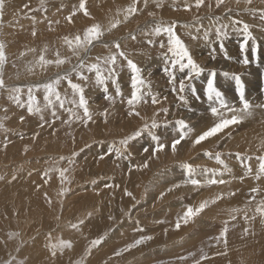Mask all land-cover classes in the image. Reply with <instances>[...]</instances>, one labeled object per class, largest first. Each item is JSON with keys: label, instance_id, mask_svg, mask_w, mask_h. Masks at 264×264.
Here are the masks:
<instances>
[{"label": "rangeland", "instance_id": "374dc122", "mask_svg": "<svg viewBox=\"0 0 264 264\" xmlns=\"http://www.w3.org/2000/svg\"><path fill=\"white\" fill-rule=\"evenodd\" d=\"M160 2L163 6L157 8L154 0H150L149 5L145 8L143 0H137V7L140 11L130 17L129 21L120 25L118 30H114L111 34L106 33L103 37L105 41L111 40L113 36L120 37L124 50L141 68V75L146 84H150L152 92L160 96L161 103L159 105H152L150 97L147 103L142 101L137 105V111L141 113V116L145 117L150 123L158 108H169L167 116L163 113L157 115L156 118L161 122V125L153 130L161 137V142L166 144V148L152 157L150 160L152 162L149 161L148 168L142 170L133 168V172H129V163L132 165L142 164L148 158L151 147L155 146L147 132L136 141L130 142L128 148V152L132 156L130 160H117L114 152L111 156L104 155L112 147L113 142L119 146L120 139L131 134L144 123L139 117H129L127 115L129 109L126 99L131 94V72L127 67L119 72L118 80L121 93L125 98L124 102H121V97L116 96V85H113L110 81L107 85V93L101 86L86 87V98L95 119V123H90L87 127L82 126L79 122H73L71 127L64 125L61 121L67 119L68 114L57 106L61 120L55 121L53 127L45 125L41 128L39 127L38 115H29L26 107L19 108L15 103L9 101L7 93L0 94V117L7 115L8 119L4 123L8 129L12 130L7 134L0 132V175L7 178L6 181H0V260L7 259L8 254L11 253L13 256H17V259L27 257V264H74L76 260L81 258L85 259V264H104L109 257H112L109 261L110 264H177L176 257L185 255L188 252H198L203 247L209 259L203 261L202 264H225V261L232 257L230 253L232 246L239 245V239L243 238V246H248L247 251H253L257 256L251 258V263L249 261L245 262L247 259H244V255L238 256L239 259H236V263H234L264 264V241L262 239L264 226L260 224L259 218L254 222L245 224L243 214H241L235 222L229 221L226 255H216L217 252L224 251L223 243L217 244L215 239H209L219 235L221 221L228 219L225 210L233 207L243 208L244 202L250 198L249 188L255 186L256 182L250 178L240 181L239 179H233V176L243 173V164L245 163H252L254 167H258L255 156L260 155V153H257L252 145L257 146L262 139L259 134L262 118L254 126L252 124L246 126L247 122L243 121L241 125L245 123L244 127L246 129L239 126L231 129V137L221 140L219 145H217L214 138L202 142V145L196 148H192L189 139L187 143L182 141L181 145L177 146V151L173 153L171 140L178 138V131L175 130L178 128L175 124L176 120L185 119L194 129L192 139H194L195 134L199 133L201 128L206 129L208 127V124L202 125L206 120L198 119L206 112L209 117L211 116L209 102L203 95L208 73L205 71L199 79L193 81L197 94L201 98L197 100L191 92H187L189 104L185 108L182 102L178 100L177 94L171 91L172 86L162 70L164 63L161 53L166 49L160 48V41L163 40L167 44L166 35L162 34L155 37L156 42L148 44L140 31V29L147 31L148 27L154 26L153 17L148 15L149 12H155L157 19H163L165 22L176 21L177 35L188 46L193 59L206 70H216V86L225 93L226 100L237 107L239 99L238 94L235 92V85L231 88L232 90L230 88L224 89L221 86V78L226 77L222 73L226 71L242 74L241 78L245 83L246 97L251 96V87L247 79L250 80L251 78L252 82H257L253 84L255 85V87H252L253 92L264 89L261 86V83L264 82V69L262 70L261 67L264 66V22H261L258 16L240 13L238 10L232 13L233 18L243 20L251 26L250 30L257 37L260 45L257 60L251 54V41L249 42L247 54L252 62L245 66L240 62L243 58V54L239 49V44L243 40L242 36L232 33L223 40L224 50L229 58H226L225 51L221 50L220 41L215 40L214 27L211 40L215 43H206L202 39L204 28L210 26L208 17L221 16L222 22L227 23L229 17L225 9L227 7L238 9L236 0H225V4L221 5L220 8H216L215 0H205L199 9L195 7V0H188V3L191 4L190 10H185V0H160ZM78 3L79 0H45L47 11L42 9L37 11V9H40V0H0V40L6 42L8 56V64L3 70L7 84L13 85L25 81L44 80L56 71L54 67L50 66L47 72H43L37 66L34 68L35 74H29L25 69L28 62L33 59V54L27 53L28 47L39 49L44 44H48L49 52L46 54L48 58H54L53 53L57 49L60 50L62 55L70 56L71 53L67 46L62 43L64 36L74 35L78 32L82 34L84 28L90 26L93 22L107 24L109 18L115 16L118 9L126 8L132 3V0H86V6L91 13V17H85L82 13H78L73 22L69 24L64 17L72 10V6L78 5ZM209 4H211V8L208 7ZM253 6L264 7V4L261 3V0H254ZM239 7H243V5ZM33 16L35 21L32 19ZM196 16L202 18L200 24L203 25V28H200V24L196 23ZM92 17L95 19L93 20ZM120 18L123 19L122 16ZM48 20L59 21L58 24L54 23L52 25L54 30H49ZM182 25H189V27ZM33 27L37 29L36 37L31 35ZM197 28H200L201 33H197ZM130 32L136 36L135 40L129 36ZM194 36L201 38L194 39ZM21 52H25L26 55L20 57ZM104 54H106V50L103 49L102 45L97 44L90 53V57L94 59L96 55ZM72 62H76L75 57H73ZM121 63L126 64L125 61H121ZM13 64L16 67H12ZM63 67L67 68L70 65L66 64ZM17 72L20 74L19 81L16 79ZM186 74L187 70L183 74L177 72V87L179 79ZM66 88L67 84L64 82L59 90L63 93ZM109 94L115 97L114 104L105 99V96ZM36 96L38 102L43 104V92L37 91ZM164 97H167V99H164ZM69 98H71L70 90ZM21 99L26 100V94H22ZM259 103L264 102L260 101ZM177 105L181 106L178 107ZM66 106L72 107V105ZM4 108H7V112L3 110ZM105 109L108 110L107 123L99 115ZM43 114L46 120L52 119L49 111H45ZM20 116L25 117L23 122L20 121ZM259 116L264 117V110L259 112ZM165 119L172 121V123L165 126L162 123ZM246 120H249V118ZM209 126H211V122ZM262 129L264 132V128ZM246 130H248L249 135L244 137V134L247 133ZM251 131L253 132L251 133ZM34 133H39L35 140L32 139ZM5 135L11 141L7 148H4L2 143ZM182 144L186 145L183 146ZM25 145H28L27 152L24 150ZM144 147H149V153L143 151ZM72 151L80 153L74 158L72 165H68L66 160L59 161V167L69 168L66 175L71 183L65 182L64 187H67L69 191L63 197H58L57 193L61 187L59 174L51 172L49 177H45L43 172L46 168L52 166L54 161H58L60 156H69ZM205 151H221L223 153L225 162L233 169L231 175L225 174L223 176V179L229 181V183L220 187L215 185L216 188L209 186L206 187L208 189L203 188L200 190H193L191 186H185L183 188L188 191L180 190L181 193L177 192L178 194L174 191L166 192V189L172 184L179 183L184 179L185 172L180 166L182 162L208 168L218 167L214 156L211 158L206 156ZM236 152H247L250 155L255 153V155L253 161H240L235 156ZM172 154L175 156H171ZM102 155L104 159H100ZM159 160H162V162L158 163ZM170 171L173 174H170ZM14 174L17 179L12 180L11 177ZM164 175L168 177L166 178ZM45 179L48 180L47 184L44 183ZM139 180L142 183H138ZM93 181H95V184H93ZM260 183L264 185V181ZM106 184L111 185V187H105ZM37 185H39V188H37ZM146 185H148L147 190L145 189ZM125 188L131 191L136 199L140 201L134 208L132 205L135 202L131 203L132 199L124 194ZM204 189L207 192L206 198L221 191H238V194L206 209L194 223H191L192 225L189 224L190 230L186 234L185 231H181L180 237L177 236L178 231L173 226L175 224L173 218H177L178 214L182 215L188 205H196L200 202L198 197L204 195ZM44 192L48 194L47 198ZM161 192L166 194L162 199L157 198L160 197ZM172 194L174 195L172 196ZM168 195L170 196L166 198ZM47 199H51V206L48 204ZM61 199L63 200L62 206L60 204ZM181 199L187 201V204L183 207L174 206L173 209L167 207L171 204V201H180ZM232 199L234 201H231ZM129 204L131 205L129 206ZM89 212H92L93 215L87 216ZM124 212H130V216L125 215ZM173 212L174 214H172ZM57 215L61 217L59 221L55 219ZM110 216L114 219L110 220ZM85 217L87 218L84 219V224L80 227L81 231H77L81 237L76 242V239L70 233L76 230L68 227V224L69 222L76 223L79 218ZM199 219H203V222ZM207 220L212 225H209L211 223H207L209 226L206 225ZM127 221H139V227L143 228V232L136 230L137 224L127 226ZM158 221H163V223H158ZM233 223H235V227H232ZM182 226L186 225L182 224ZM245 227L249 228V234L242 236ZM119 229H122L121 236L118 233L116 236L115 233ZM165 229H168L166 234ZM9 231L18 232L19 237L10 240L7 236ZM49 232L52 236L50 241L47 239ZM105 232H108L106 242L102 246L93 249L91 255H86L89 242ZM85 234L87 238L83 237ZM140 235H149L153 239L148 241L144 248H141L140 245L119 257L113 255L118 249L134 242ZM61 239L72 241V247L70 249L65 248L62 253L58 249L57 256L51 258L50 250L46 245L49 243L59 244ZM82 239L85 241L83 245ZM109 240L111 241L108 242ZM244 241L246 242L244 243ZM256 242H259L256 245L257 248L254 246ZM259 245H262V248H259ZM17 246H20L19 254L15 252ZM243 252L246 253L245 250ZM234 263L230 261L228 264ZM186 264H191V260L187 261Z\"/></svg>", "mask_w": 264, "mask_h": 264}, {"label": "snow or ice", "instance_id": "6c2138e0", "mask_svg": "<svg viewBox=\"0 0 264 264\" xmlns=\"http://www.w3.org/2000/svg\"><path fill=\"white\" fill-rule=\"evenodd\" d=\"M150 0H143L144 7L147 8ZM156 7H162L160 0H154ZM205 0H195V7L199 9ZM261 3L264 4V0H261ZM225 4V0H215L216 8H220L221 5ZM238 9H233L227 7L225 9L226 14L229 17L227 23L222 22L221 16H215L214 18L209 16L210 26L204 28L202 39L206 43H212L211 35L213 27L215 29V40L220 41V47L222 51L224 50L223 40L229 37L232 33H235L237 36H242L243 40L239 44L240 52L243 54V58L240 61L243 65H249L252 61L249 60L248 51H249V42L251 41V54L253 58L258 60V54L260 50V45L250 30L251 26L240 19H235L232 16V13L239 11L240 13L250 14L252 16H258L261 22H264V7H255L253 6L254 0H236ZM243 5V7H239ZM211 8V4L208 5ZM185 10L191 9V4L188 3V0H185L184 4ZM47 11L45 7V0H40V9L39 10ZM31 10V9H30ZM140 9L137 7V0H132L126 8L118 9L115 16L110 17L107 24H101L99 22H93L90 26L84 28L82 34L76 33L74 35H67L62 38L63 45L67 46V49L70 51L71 55L66 56L62 55L59 49L55 50L53 53L54 58H48L46 55L49 52L48 44H44L43 47L37 49L35 47H28L27 53L33 54V59L28 62L26 66V71L29 74H35L34 68L39 67L43 72H47L48 68L54 67V71L50 76H47L44 80L36 81H25L23 83H16L9 85L5 81L4 77V68L8 64V56L6 53L7 44L5 41L0 40V94L7 93V98L9 101L15 103L19 108H25L29 115H38L39 116V127L43 128L45 125L48 127H53L55 121L61 120V116L58 114L57 106L59 109H63L64 112L68 114V118L62 120L61 122L64 125L71 127L73 122H79L82 126L87 127L90 123H95L94 114L90 110L88 99L86 98V87L88 86H101L104 88V91L108 92V82L110 81L113 85H116L115 94L116 96L121 97V102H124V97L121 93V89L118 84L119 72L127 67L131 72V94L126 99V104L128 106L127 115L129 117H139L144 121L141 127L137 128L131 134L124 136L119 140V146L113 142L111 148H109L104 155H109L114 152L117 160H130L131 153L128 152L130 142L136 141L140 138L145 132L151 138V141L155 143L154 147H151V152L148 155V158L143 161L142 164L132 165L129 163V172L133 168L140 170L146 169L149 167V161L152 157L156 156L159 152L165 150L166 144L161 142V137L157 135L153 130L160 127L161 122L157 120V115L163 113L167 116L169 108L160 107L157 109L156 113L153 114L151 122L141 116V113L137 111V105L142 101L147 103L148 98H151L152 105H159L161 103L159 94H154L151 90L150 84H146L145 80L142 78V70L129 56V53L124 50L122 47L120 37L113 36L111 40L105 41L103 37L106 33L111 34L114 30H118L119 26L123 23L129 21L130 17H133ZM82 13L85 17H91L88 7L86 6V0H79L78 5H73L72 10L68 13L64 19L71 24L74 20V17ZM148 15L153 17L152 27H148V30L140 29L148 44H154L155 37L161 36L162 34L167 37V44L163 40L160 41V48L166 49L161 53L163 57V72L168 78L169 84L172 86L171 91L177 94V98L182 105L187 108L189 104L187 92H191L193 96L199 100L201 97L197 94V89L194 80L199 79L205 71H207L206 77V86L203 89V95L206 97L209 102V111L211 116L207 115V112L199 117L198 119L206 120L211 122V126L206 127V130L200 131L199 134H195L194 139L191 137L194 134V129L185 121V119H178L175 121V124L178 126L176 131H178V138H173L171 140V150L173 153L177 151V146L181 145V142H188L190 139L191 147L196 148L197 146L202 145V142L208 141L210 138H215L217 145L221 140H224L226 137H231V129L233 126L240 125L246 119L252 117L256 109L264 110V103L252 104L246 98L245 83L242 80V74L223 72L222 75L226 78H230L234 81L235 92L238 94V99L241 107H236L225 98V93H223L216 86V77L217 72L215 69L202 68L196 61L193 59L192 53L183 40L177 35L176 28L177 22H165L163 19H157V14L155 12H149ZM123 17L121 19L120 17ZM32 19L35 21V17ZM47 19V18H46ZM94 20L95 18L92 17ZM201 17L196 16L195 20L197 24H200ZM49 30H54L52 25L54 23L58 24L59 21L48 20ZM184 27H189V25H183ZM200 28H203V25L200 24ZM200 28H197V33L200 32ZM31 35L33 37L37 36V29L33 27ZM131 39L135 40L136 36L131 32L129 33ZM194 39L201 38L199 36H194ZM97 44L102 45L103 49L106 50L104 55H96L95 58L90 57V53L97 46ZM170 54V55H169ZM25 52L20 53V57H24ZM225 56L227 57V52L225 51ZM73 57H75L76 62L73 63ZM214 58V55H213ZM121 61H125L126 64H122ZM70 65V67H63L64 65ZM12 67H16L15 64ZM187 70V74L179 79V84L177 87V72L183 74ZM87 73V74H86ZM75 77V81H74ZM16 79L19 81L20 74L17 72ZM66 82L67 88L63 93L59 90L62 83ZM69 90L70 96L69 98ZM43 92V104H40L37 100L36 92ZM264 92V89H262ZM22 94H26L27 99L22 100ZM105 99L108 100L111 104L115 103V97L111 94L106 95ZM167 99V97H164ZM66 105H72L68 107ZM178 107L181 105H177ZM7 112V108L3 109ZM82 110V111H80ZM49 111L52 117L51 120H46L44 112ZM107 123L108 119V110L105 109L104 112L99 114ZM7 115L0 117V132L5 134L12 131L5 126L4 121L7 120ZM20 121H24L25 117L20 116ZM162 123L167 126L171 124L172 121L165 119ZM39 133H34L32 139L35 140ZM23 138V137H21ZM188 138V139H186ZM3 147L7 148L8 144L11 141L5 135L3 140ZM87 147V145H86ZM257 151L264 153V139H261L259 144L256 146ZM25 152L28 151V145H25ZM82 151V150H81ZM143 151L149 153V147H144ZM127 153V154H126ZM80 153L72 151L69 156H60L58 161H54L52 166L46 168L43 172L45 177H49V173L56 172L59 174L61 187L57 193L58 197H63L69 189L64 187L65 182L71 183L69 177L66 175L69 172L68 167H59V161H67L68 165L74 163V158L77 157ZM208 157L215 158V161L218 167L208 168L204 166H194L191 163H181V168L185 172V177L179 183L172 184L166 192H172L181 187L191 186L193 190H200L209 186L215 185H226L229 181L223 179L225 174L231 175L233 169L225 162L223 158V153L221 151H205L204 153ZM247 152H236L235 156L240 160L252 161L253 156ZM100 159H104L102 155ZM256 163L258 167H254L252 163L243 164V173L238 176H233V179H239L244 181L245 179H252L256 182L255 186L249 188V199L244 202L243 208L233 207L226 209L228 219L221 221V227L219 229V235L215 237H210L209 239H215L217 244L223 243V252H217L216 255H226L228 250L227 234L229 232V221L235 222L237 217L243 214V220L245 224L254 222L259 218L260 224L264 226V185L260 182L264 181V154L255 156ZM119 166V165H118ZM200 176L201 178H197ZM4 175H0V181H6ZM12 180L17 179V176L14 174L11 177ZM45 184L48 183V180L45 179ZM95 184V181H93ZM105 187H111V185H105ZM147 185L145 189L147 190ZM39 188V185H37ZM124 194L130 197L135 203L132 205L134 208L136 204H139L140 201L136 199L131 191L127 188L124 189ZM146 194V193H145ZM166 193H160V199L164 197ZM238 194V191H221L214 193L209 198L201 200L198 205H188L183 211L182 215L177 216L174 224L176 230H180L182 224L188 225L194 223L202 213L211 206L216 205L218 202L231 199ZM47 198V193L44 194ZM48 204L51 206V199H47ZM62 206L63 200H60ZM123 212V209H122ZM93 213L89 212L87 216H92ZM125 215L130 216L129 213ZM60 216L57 215L55 219L60 220ZM85 218H79L76 223L69 222L68 227L80 230L81 225L84 224ZM110 220L114 217H109ZM158 223H163V221H158ZM137 231L143 232V228L139 227V221L136 222ZM232 227H235V223L232 224ZM168 229H165V234ZM249 234V228L245 227L242 231V236H247ZM254 234V233H252ZM108 232H105L102 235L97 236L92 239L87 248L86 255H91L93 249L102 246L106 242V237ZM7 236L10 240L18 238L19 233L16 231H9ZM47 239L50 241L52 239L51 232L48 233ZM153 239L149 235H140L138 239H135L134 242L127 244L125 247L118 249L113 253L114 256L119 257L123 253L128 252L130 249L136 248L140 245L146 244L148 241ZM23 243V242H22ZM46 247L50 250L51 258L57 256V250L62 253L65 248L70 249L72 247V241L63 240L59 241V244L49 243ZM15 252L19 254L20 246H17ZM198 256V258H197ZM112 257H109L104 264H109ZM177 264H186L187 261L191 260V264H202L203 261L209 259L208 254L205 252L204 248L201 247L198 252H188L185 255H180L175 258ZM28 258L17 259V256H13L11 253L8 254L7 259L0 260V264H27ZM74 264H85V259L81 258L74 262ZM243 264V262H242Z\"/></svg>", "mask_w": 264, "mask_h": 264}, {"label": "bare ground", "instance_id": "6f19581e", "mask_svg": "<svg viewBox=\"0 0 264 264\" xmlns=\"http://www.w3.org/2000/svg\"><path fill=\"white\" fill-rule=\"evenodd\" d=\"M175 1V0H174ZM190 1V0H189ZM174 5V4H173ZM183 26V25H182ZM188 28V27H187ZM202 31V30H201ZM214 31V30H213ZM201 33V32H200ZM215 43V42H214ZM213 43V44H214ZM206 45V44H205ZM239 51V50H238ZM148 63V62H147ZM150 66V65H149ZM156 66V65H155ZM243 66V65H242ZM262 67V70L264 69V66L262 65L261 66ZM236 69V68H235ZM264 71V70H263ZM249 73V72H248ZM256 76V75H255ZM264 79V78H263ZM252 79L250 78V80H248L247 79V81H248V84H249V86L251 87V89H250V94H251V96L250 97H246L252 104H259V102L260 101H262V102H264V99H263V96H264V92H262V91H257V92H253V90H252V87H255V85H253V84H256L257 82L255 81V82H252L251 81ZM262 80V79H261ZM205 81V80H204ZM221 81H222V83H221V86L224 88V89H228V88H230V90H232L231 88L233 87V85H235L234 84V81L233 80H231L230 78H221ZM261 86H263L264 87V82H262L261 83ZM260 96V97H259ZM205 100V99H204ZM239 107H241V105H240V103H239V101H238V104H237ZM237 106V107H238ZM261 110L260 109H256L255 110V113H254V115L252 116V117H250L249 118V120H245L244 122H247L246 123V126H248V124H252L253 126L256 124V122H258V121H260L261 120V118H262V121H260V131H259V134H260V136H262V139H264V132H263V129L262 128H264V117H260L259 116V112H260ZM191 117H192V114H191ZM130 119V118H129ZM128 120V119H127ZM209 123H210V121H206L204 124L202 123V125H204L205 126V124H208V126H209ZM258 125V124H257ZM240 128H243V129H246V127H244L245 126V123H244V125L242 124H240V125H238ZM238 126H233L232 127V129L233 128H235V127H238ZM203 127V126H202ZM250 127V126H249ZM199 128V127H198ZM204 128V127H203ZM256 128V127H255ZM128 129V128H127ZM243 129H241V130H243ZM258 129H259V127H258ZM126 130V129H125ZM203 130H206V129H202L201 128V130L200 131H203ZM199 131V132H200ZM244 131V130H243ZM242 131V132H243ZM246 134H244V137H247L249 134H248V130H246ZM253 131H251V133H252ZM258 132V131H257ZM245 133V132H244ZM199 134V133H198ZM239 134V133H238ZM257 134V133H256ZM253 135V134H252ZM250 136H251V134H250ZM240 137V136H239ZM251 138V137H250ZM255 138V137H254ZM146 139V138H145ZM212 139H214V138H210L209 140H212ZM247 139V138H246ZM249 139V138H248ZM257 139V138H256ZM259 141V140H258ZM190 142V141H189ZM147 144V143H146ZM183 146H185L186 144H182ZM239 146H241V145H239ZM243 147H246V146H243ZM252 147L253 148H255V150H256V152L257 153H260V152H258L257 151V148H256V146H253L252 145ZM181 148V147H180ZM132 149V148H131ZM204 152V151H203ZM202 152V153H203ZM201 153V154H202ZM260 154H264V153H260ZM137 156V155H136ZM142 156V155H141ZM171 156H175L174 154H172ZM132 157V156H131ZM204 157V156H203ZM211 158V157H210ZM139 159V158H138ZM205 159V158H204ZM208 159V158H207ZM213 159V158H212ZM133 160H135V159H133ZM209 160V159H208ZM108 161V160H107ZM210 161H211V159H210ZM253 161V160H252ZM150 162H152V161H150ZM159 162H162V160H159L158 161V163ZM213 162V161H212ZM229 162V161H228ZM101 164V163H100ZM150 165V164H149ZM160 165V164H159ZM100 166V165H99ZM157 166V165H156ZM156 166H155V168H156ZM256 166V165H255ZM103 167V166H102ZM154 167V166H153ZM150 168H152V167H150ZM210 168V167H209ZM105 169V168H104ZM107 170H109V169H107ZM142 170V169H141ZM150 170V169H149ZM169 170V169H168ZM146 171V170H145ZM117 172V171H116ZM133 172V171H132ZM141 172H143V171H141ZM135 173V172H134ZM139 173V172H138ZM141 174V173H140ZM149 174V173H148ZM170 174H173V172H171L170 171ZM132 176H134V175H132ZM142 176H145V175H142ZM153 176V175H152ZM156 176V175H155ZM165 176V175H164ZM170 176V175H169ZM174 176V175H173ZM135 177V176H134ZM141 177V176H140ZM159 177V176H158ZM158 177H157V179H158ZM166 178L168 177V176H165ZM148 178V177H147ZM172 178V177H171ZM179 178V177H178ZM197 178H201L200 176H197ZM155 179V178H154ZM161 179H163V178H161ZM161 179H160V181H161ZM127 180V179H126ZM129 180V179H128ZM145 180V179H144ZM116 181H117V179H116ZM166 181V180H165ZM250 181V180H249ZM248 181V182H249ZM131 182H132V180H131ZM134 182V181H133ZM138 183H142L141 182V180H139V181H137ZM136 182V183H137ZM169 182V181H168ZM262 183H263V181H261ZM125 183V182H124ZM137 183V184H138ZM146 183V182H145ZM144 183V184H145ZM155 183V182H154ZM166 183V182H165ZM238 183V182H237ZM127 184V183H126ZM132 184V183H131ZM130 184V185H131ZM152 184V183H151ZM129 185V186H130ZM138 185H140V184H138ZM159 185V184H158ZM157 185V186H158ZM242 185H244V184H242ZM241 185V186H242ZM246 185V184H245ZM132 186V185H131ZM148 186V185H147ZM218 187H220L221 185H217ZM247 186V185H246ZM126 187L127 188H129L127 185H126ZM138 187V186H137ZM160 187V186H159ZM213 187H215V186H213ZM243 187V186H242ZM47 188V187H46ZM161 188V187H160ZM216 188V187H215ZM44 189V188H43ZM206 189H208V188H206ZM180 190H182V191H188L187 189H185V188H183V187H181V188H179V189H177V190H174V192H180ZM221 190V189H220ZM48 191V190H47ZM151 191V190H150ZM158 191V190H157ZM184 191V192H185ZM204 191H205V193H204V195L203 196H200V197H198V201L200 200H203V199H205L206 197H205V195L207 194V192H206V190L204 189ZM45 193V192H44ZM177 193V194H178ZM181 193V192H180ZM149 194H151V193H149ZM139 195V194H138ZM174 194H172V196H173ZM176 195V194H175ZM201 195V194H200ZM37 196V195H36ZM40 196V195H39ZM155 196V195H154ZM170 195H168V196H166V198L167 197H169ZM190 197V196H189ZM157 198H159V197H157ZM156 198V199H157ZM38 199V198H37ZM155 199V200H156ZM177 199V198H176ZM164 200V199H163ZM130 201V200H129ZM165 201H167V200H165ZM231 201H234L233 199L231 200ZM135 201H133L132 200V202L131 203H134ZM152 202V201H151ZM155 202H157V201H155ZM130 203V202H129ZM148 203V202H147ZM199 203V202H198ZM198 203L196 204V205H198ZM155 204V203H154ZM187 204V201L186 200H176V201H171V204H169V206H167V207H170L171 209H173L174 208V206H182L183 207V205H186ZM131 204H129V206H130ZM153 205V204H152ZM167 205V204H166ZM128 206V207H129ZM142 206V205H141ZM181 207V208H182ZM169 208V209H170ZM146 209H148V208H146ZM161 210V209H160ZM138 211V210H137ZM142 211H143V209H142ZM148 211V210H147ZM125 213V212H124ZM137 213V212H136ZM142 213V212H141ZM172 214H174V212L172 213ZM136 216V215H135ZM155 216V215H154ZM175 216V215H174ZM174 216H172V217H174ZM148 217V216H147ZM149 217H150V215H149ZM173 220H174V222H175V220H176V217L175 218H173ZM199 220H201L202 222H203V219H199ZM204 221H205V219H204ZM200 222V221H199ZM202 222H201V225H202ZM207 223H211L210 221L208 222V220L206 221V225H208ZM113 224V223H112ZM127 225L128 224H130V225H132V224H136V221H127V223H126ZM115 225V224H114ZM173 225V224H172ZM190 225H192L191 223H190ZM190 225L188 224V225H186V226H182L181 227V229L180 230H177L178 232H177V236H179V234L181 233V231H185V234L190 230ZM209 225H212V223L211 224H209ZM208 225V226H209ZM124 226V225H123ZM174 226V225H173ZM197 226V225H196ZM203 226V225H202ZM192 227V226H191ZM141 228V227H140ZM145 228V227H144ZM149 228V227H148ZM146 229V228H145ZM113 230V229H112ZM121 230L122 229H119V230H117V232L115 233L116 234V236H117V233H118V235H119V233L121 232ZM81 231V230H80ZM84 231V230H83ZM70 233H72V235H73V237H74V239H76L75 241L76 242H78L77 240H79V237H81L80 236V234H79V232H77V230L76 231H72V232H70ZM91 234V233H90ZM183 234V233H182ZM89 236V235H88ZM110 236H112V235H110ZM120 236H121V234H120ZM83 237H85V238H87V235L85 234V235H83ZM91 237V236H90ZM180 237V236H179ZM108 239H110V238H108ZM243 238H241V239H239V245H237V246H232V249H231V251H230V253H231V255H232V257L230 258V259H228V260H226L225 261V264H228L230 261H232L233 263L235 262V260L236 259H239V257L238 256H242V255H244V259L246 260L245 262H250L251 263V258H253V257H255V256H257L256 254H254V252L253 251H247V248H248V246H243V240H242ZM263 241H264V236H263ZM111 240H109L108 242H110ZM122 241H123V239H122ZM3 242V241H2ZM107 242V243H108ZM246 241H244V243H245ZM83 244H85V241L82 239V245ZM259 244V242H256L255 243V248H257L256 247V245H258ZM263 244H264V242H263ZM80 245V244H79ZM78 245V246H79ZM145 245V244H144ZM144 245H141V248H144ZM178 245V244H177ZM245 245V244H244ZM111 246V245H110ZM242 247H244V248H242ZM259 248H262V245H259ZM168 249V248H167ZM134 250V249H133ZM241 250H245V252L246 253H244L243 251H241ZM99 251V250H98ZM241 251V252H240ZM137 253V252H136ZM241 258V257H240ZM120 259V258H119ZM136 259V258H135ZM134 259V260H135ZM264 259V258H263ZM133 261V260H132ZM113 263H116V262H113ZM236 263V262H235ZM234 263V264H235ZM110 264V263H109ZM137 264V263H136ZM245 264H248V263H245Z\"/></svg>", "mask_w": 264, "mask_h": 264}, {"label": "crops", "instance_id": "0c3cea01", "mask_svg": "<svg viewBox=\"0 0 264 264\" xmlns=\"http://www.w3.org/2000/svg\"><path fill=\"white\" fill-rule=\"evenodd\" d=\"M126 219H127V218H126ZM126 225H127V224H126ZM129 225H130V224H128L127 226H129ZM111 230H112V229H111ZM121 232H122V230H121ZM120 234H121V233H120ZM120 234H119V235H120Z\"/></svg>", "mask_w": 264, "mask_h": 264}]
</instances>
